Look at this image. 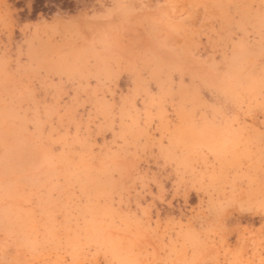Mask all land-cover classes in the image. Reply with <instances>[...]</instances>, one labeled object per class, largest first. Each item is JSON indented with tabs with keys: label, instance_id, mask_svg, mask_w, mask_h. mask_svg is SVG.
I'll list each match as a JSON object with an SVG mask.
<instances>
[{
	"label": "rangeland",
	"instance_id": "rangeland-1",
	"mask_svg": "<svg viewBox=\"0 0 264 264\" xmlns=\"http://www.w3.org/2000/svg\"><path fill=\"white\" fill-rule=\"evenodd\" d=\"M35 2L0 0V264H264V0Z\"/></svg>",
	"mask_w": 264,
	"mask_h": 264
},
{
	"label": "trees",
	"instance_id": "trees-1",
	"mask_svg": "<svg viewBox=\"0 0 264 264\" xmlns=\"http://www.w3.org/2000/svg\"><path fill=\"white\" fill-rule=\"evenodd\" d=\"M44 2H45V0H36V2L34 4V13H38L39 11H43V12L48 11V9H46V8L43 7L44 6ZM56 2L57 1H55V3ZM53 9L54 8H51L50 10L52 11Z\"/></svg>",
	"mask_w": 264,
	"mask_h": 264
}]
</instances>
